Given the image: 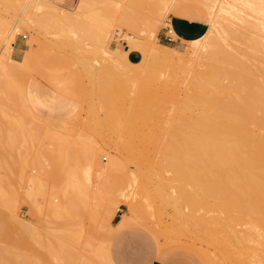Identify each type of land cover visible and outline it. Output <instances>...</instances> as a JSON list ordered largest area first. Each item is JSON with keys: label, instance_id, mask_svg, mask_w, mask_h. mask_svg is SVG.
Instances as JSON below:
<instances>
[{"label": "rangeland", "instance_id": "obj_1", "mask_svg": "<svg viewBox=\"0 0 264 264\" xmlns=\"http://www.w3.org/2000/svg\"><path fill=\"white\" fill-rule=\"evenodd\" d=\"M0 1V61L6 50L12 55L15 42L23 41L26 49L21 60H7L0 72V196L7 194L15 203L18 221L12 231L17 264H107L104 256L110 257L106 250L114 232L107 224L125 213L126 198L135 202L137 209L131 225L147 230L161 254L172 256L175 264H206L205 258L211 264L203 250L217 254L213 245L190 239L196 232L205 235L206 231L204 226L198 230L192 227L196 216L193 167L165 160L148 149L144 121L134 118L128 129L124 125L130 118L118 111L140 107L145 82L131 77L132 73L140 74L141 67H117L110 54L119 55L125 42L131 48L127 33L149 34L144 16L146 19L154 4L155 16L166 0L163 4L161 0H137L141 6L137 5L136 15L130 16L136 19L135 30L120 23L129 0H87L76 11L80 13L76 23L57 20V14L51 18L47 3L54 4L53 13L57 7L59 14H73L75 11L67 9L80 0H41L44 3L37 4L44 6L39 10L29 0ZM174 1L167 0L166 11L155 16L158 23L151 38L157 43L158 32L174 16L169 10ZM195 1L184 4L199 7L202 13L209 11L204 7L211 5L204 2L207 0ZM46 5L49 18L48 13L44 15ZM215 6L219 7L218 2ZM106 32L110 50L101 44ZM167 46L189 55L188 63L207 57L206 52V56L193 52L192 40ZM37 70L77 100L79 106L73 115L47 121L32 112L24 90ZM110 74L115 80L120 78L115 81ZM103 75L108 83L113 81V88L110 83L107 86ZM109 88L115 89L111 95ZM100 89L106 93L104 97L109 96L107 100ZM198 199L207 201L204 196L198 195ZM111 208L116 211L108 221ZM158 231L170 235H156ZM216 264L226 263L219 259Z\"/></svg>", "mask_w": 264, "mask_h": 264}, {"label": "bare ground", "instance_id": "obj_2", "mask_svg": "<svg viewBox=\"0 0 264 264\" xmlns=\"http://www.w3.org/2000/svg\"><path fill=\"white\" fill-rule=\"evenodd\" d=\"M38 1L44 3L29 0L34 8L36 4V9H43L44 5L39 3V6ZM86 1L80 0L75 7L67 9L75 11L73 14L57 13L55 6L58 4L54 6L53 13L54 4L50 5L49 1L47 5L52 9L46 5L44 15L48 13V17L50 9L51 18H54L52 14L55 18L59 15L57 20L76 23L80 14L76 11L82 9ZM129 1L120 23L135 30L136 19L134 21L130 16L136 15L135 8L141 4L137 0ZM185 1L171 2L170 13L196 19L203 17L212 24L202 40H192L193 52H200L202 56H206V52L207 57L200 61L198 54L199 62L194 65L186 61L189 55L183 51L154 41L151 37L156 31V17L166 11L167 0L164 4L162 2L164 12L159 8L156 17L153 11L156 5H152L146 19L144 16L149 34L143 36L136 32V35H125L132 43L130 49L138 50L141 57L132 62L127 58L126 50L119 55L110 54L117 67H141V73H132L131 77H139L145 82L140 107H122L118 111H123L122 115L130 118L124 125L128 129L134 118L144 121V142L148 149L165 160L185 162L193 167L196 216L192 227L196 230L204 226L206 231L205 235L196 232L194 239L193 236L190 239L213 245L217 254L207 248L203 250L211 264H216L219 259L226 264H264V0L204 1L211 3L210 6H204L202 1L201 5L209 10L206 13H202L199 7L185 5ZM217 2L218 8L215 6ZM30 7L28 9L33 6ZM107 33L101 44L110 50L105 39ZM0 35L2 37L1 32ZM11 58V50L8 49L0 61V72ZM107 79L104 78L109 87L113 81L108 83ZM111 89L110 95L115 91ZM100 90L103 92L101 96L107 100L108 94L105 98L106 93ZM0 192L3 195V190ZM198 195L199 198L206 197L207 201L198 199ZM5 196H0V264H17L19 257L12 226L18 220L13 197L10 199L8 196V199ZM123 201L127 210L121 219L117 224L111 221L107 224L114 232L131 225L136 218L135 202L127 198ZM115 211L111 208L106 213L108 221ZM162 233L158 231L156 235ZM169 235L165 236L168 238ZM104 258L107 264H114L110 257ZM85 262L81 264H93Z\"/></svg>", "mask_w": 264, "mask_h": 264}, {"label": "crops", "instance_id": "obj_3", "mask_svg": "<svg viewBox=\"0 0 264 264\" xmlns=\"http://www.w3.org/2000/svg\"><path fill=\"white\" fill-rule=\"evenodd\" d=\"M172 15L174 16L168 19L167 25L157 34V40L161 44L176 43L177 45L181 41L198 39L207 32L208 24L203 19ZM168 36L171 40H168ZM120 46L127 51V58L130 61L135 62L139 59L138 50L129 49L126 42ZM24 47L23 41L15 42L12 58L21 60L26 50ZM24 94L32 112L47 121L65 118L68 114L73 115L79 106L74 97L61 90L41 70H37L30 76L25 84ZM120 219L118 218L113 224H117ZM109 254L114 264H175L170 260L172 256L158 251L155 239L147 230L135 225L124 226L113 233L109 244ZM205 263L208 264L206 258Z\"/></svg>", "mask_w": 264, "mask_h": 264}, {"label": "built area", "instance_id": "obj_4", "mask_svg": "<svg viewBox=\"0 0 264 264\" xmlns=\"http://www.w3.org/2000/svg\"><path fill=\"white\" fill-rule=\"evenodd\" d=\"M22 37L25 38V36H22ZM170 38H171V37L168 36V40H171Z\"/></svg>", "mask_w": 264, "mask_h": 264}]
</instances>
